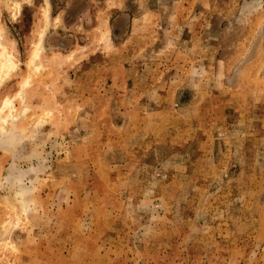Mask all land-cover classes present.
Returning <instances> with one entry per match:
<instances>
[{"label":"rangeland","instance_id":"obj_1","mask_svg":"<svg viewBox=\"0 0 264 264\" xmlns=\"http://www.w3.org/2000/svg\"><path fill=\"white\" fill-rule=\"evenodd\" d=\"M0 42V264H264V0H0Z\"/></svg>","mask_w":264,"mask_h":264},{"label":"bare ground","instance_id":"obj_2","mask_svg":"<svg viewBox=\"0 0 264 264\" xmlns=\"http://www.w3.org/2000/svg\"><path fill=\"white\" fill-rule=\"evenodd\" d=\"M1 44V42H0ZM13 56V55H12ZM37 57V54H36ZM16 64L13 63L11 55L8 53H0V82L10 73V71L16 69ZM6 119H3L5 121ZM3 129V128H2ZM1 130V129H0Z\"/></svg>","mask_w":264,"mask_h":264}]
</instances>
